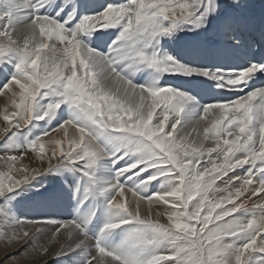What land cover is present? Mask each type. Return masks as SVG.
I'll use <instances>...</instances> for the list:
<instances>
[{"label": "snow or ice", "instance_id": "obj_1", "mask_svg": "<svg viewBox=\"0 0 264 264\" xmlns=\"http://www.w3.org/2000/svg\"><path fill=\"white\" fill-rule=\"evenodd\" d=\"M246 7L0 0L6 260L264 264V50L236 64L196 58L213 30L246 46ZM33 198L68 211L21 212Z\"/></svg>", "mask_w": 264, "mask_h": 264}, {"label": "bare ground", "instance_id": "obj_2", "mask_svg": "<svg viewBox=\"0 0 264 264\" xmlns=\"http://www.w3.org/2000/svg\"><path fill=\"white\" fill-rule=\"evenodd\" d=\"M223 1H226L227 3L223 2ZM231 2H232V0H222V3H224V4H231ZM260 2H262L264 4V0H260ZM241 3L246 5L245 0H241ZM246 8L249 9V10H254L255 7L254 6L250 7L249 5H247ZM242 11H244V9H242ZM22 27L23 26H21L19 30L22 31ZM213 31H215V30H213ZM216 32L219 33L218 31H216ZM252 33H255V31L252 32ZM243 37H244V40H245V44L247 45V47L249 49H251L253 47V44H254L252 39H251V37L248 36V35H244ZM234 51H236V50H234ZM1 77L3 78L2 75H1ZM4 103H5V98L4 97H0V109L3 108ZM62 134H63L62 132H60V133H57V132L51 133V135L53 137H55V138H60V136H62ZM72 135H75V130L74 129H70L69 130V136H72ZM45 139H48V138L46 137ZM128 199L129 200L132 199V196H131L130 193H128ZM153 211H155V209H153ZM11 252H13V249L5 248L4 245L2 243H0V263L1 264H12L11 261H8V260L5 259L6 253H11ZM17 259L19 261V264H42L41 258L39 256H29L27 254H21V255H19L17 257ZM49 264H52L51 260H49Z\"/></svg>", "mask_w": 264, "mask_h": 264}, {"label": "rangeland", "instance_id": "obj_3", "mask_svg": "<svg viewBox=\"0 0 264 264\" xmlns=\"http://www.w3.org/2000/svg\"><path fill=\"white\" fill-rule=\"evenodd\" d=\"M1 264V263H0Z\"/></svg>", "mask_w": 264, "mask_h": 264}]
</instances>
